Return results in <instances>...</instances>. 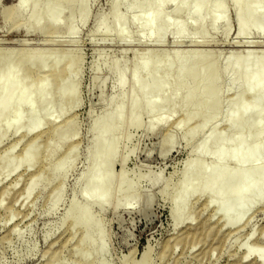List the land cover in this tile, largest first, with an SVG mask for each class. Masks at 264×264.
Segmentation results:
<instances>
[{
  "label": "rangeland",
  "instance_id": "obj_1",
  "mask_svg": "<svg viewBox=\"0 0 264 264\" xmlns=\"http://www.w3.org/2000/svg\"><path fill=\"white\" fill-rule=\"evenodd\" d=\"M130 1L125 0L118 7L120 12L127 14V20L119 29L111 26L106 34L97 30V23L101 18L112 22L114 0H85V18L80 13V0H72L64 8L60 24L49 32L37 28L27 30V25L34 19L31 6L22 12L17 7L10 8L7 14L5 7L15 5L17 0H0V78L11 75L13 80L11 85L0 88V98L14 83L24 82L23 87L15 88L13 97L0 114V264H249L240 261L245 249L264 243V196L248 209L240 225L230 226L224 220L234 217L244 205L239 207L230 201L228 207H224L214 200L208 206V195L200 190L187 199L181 218L176 219L173 214L182 179L194 173L191 167L184 171L185 160L202 134L214 125L227 136L235 133L227 121L228 109L243 88L241 83L231 84L228 67L239 46L244 47L235 44L236 40L240 43L253 40L257 48H264L261 34L264 21H258L237 36L238 21L233 0H218L224 8L223 17L213 23L211 16L206 15L205 29L200 32V18L186 19V6L196 0H184L186 6L180 10L168 3L163 7L164 42L159 44L151 39L160 36L161 31L151 33L143 26V18L139 15L133 19V10L128 7ZM47 2L41 0L39 7L44 8ZM144 10L145 7L140 6L137 13ZM182 21L186 35L175 42L176 24ZM187 38L195 43V47L208 48L204 58H196V66L203 72L207 63L214 61L221 85L219 107L197 132L193 127L200 128L204 110L196 115V99L188 104L182 102L186 90L195 87V81L189 75L172 101L152 111L144 107V101L151 94L140 95L133 75L144 47L151 45L153 52L148 57L152 62L160 60L163 68L168 69L171 91L181 62L192 65L195 59L188 58L184 49L192 44L187 43ZM197 40L207 43L196 45ZM34 45L41 47V51L33 56L34 61L19 63L21 52L17 51L28 50ZM13 46L20 49L11 52ZM177 48L179 50H175ZM69 59L76 61L75 72L41 80L55 63L65 64ZM244 59L248 61V58ZM38 63L43 64V68L38 67ZM163 68L155 73L161 75ZM151 75L150 69L138 74L141 80L147 81H151ZM118 77L125 80L122 91L117 87ZM71 86L75 88L74 94L60 104L61 92ZM29 91L33 93L34 103L30 105L23 101L18 104V97ZM121 93L124 121L117 132L106 133L98 145L95 119L101 118ZM46 94L51 101L50 108L44 111L41 99ZM133 94L141 100L135 112L141 124L135 127L128 123L133 114ZM263 96L260 94L255 101L260 102ZM243 99L251 101L248 91L243 92ZM34 113L37 117H33ZM191 113L194 114L191 119L181 126L177 124ZM257 113L255 109L244 120L253 125ZM33 121L38 128L28 131ZM252 128L247 130L245 155L254 143L264 140V131L257 135ZM38 131L40 135L32 165H27L23 161V151ZM113 136L118 141L108 184L109 195L106 201H96L86 197L88 191L95 188L87 183L90 166L100 148L107 146ZM1 152L5 156L2 157ZM263 157L264 150L259 149L257 162ZM213 161L212 153L196 154V163L208 166ZM220 167L234 171L239 165L233 158H227ZM251 167L252 164L245 161L241 168L248 170ZM122 168L126 170L127 180L133 181L131 190L140 202L133 207L124 205L128 195L119 183ZM36 170H41V177L26 196L23 187ZM148 171L160 174L156 185L141 177ZM105 172V166L97 171ZM59 186H62L61 192ZM236 186L237 182L231 183L225 193ZM4 188L7 192L2 194ZM255 193L250 190L248 195L253 197ZM80 208L85 209L82 216L78 214ZM202 221L210 224L208 231L193 235L187 232ZM147 246L148 252L143 257Z\"/></svg>",
  "mask_w": 264,
  "mask_h": 264
},
{
  "label": "bare ground",
  "instance_id": "obj_2",
  "mask_svg": "<svg viewBox=\"0 0 264 264\" xmlns=\"http://www.w3.org/2000/svg\"><path fill=\"white\" fill-rule=\"evenodd\" d=\"M40 1L41 0H17L15 5L12 4L11 6H6L5 12L8 14L10 8L14 7H17L22 12L28 6H31V16L34 19L31 24L27 25V30L31 31L33 28H37L49 32L60 24L64 8L72 0H48L44 8L39 7ZM124 1L125 0H114V15L112 22L101 18L97 23V30H102L107 34V32L110 31L111 26H114L117 29L122 26V24L127 20V14L120 12L118 7ZM175 1H177L176 4H174ZM168 3H173L176 10H180L186 6L184 0H131L128 2V7L133 10V19L139 15L143 18V26L149 28L151 33L161 31L160 36L157 35L155 38L151 39L155 43L160 44V42H164L163 36L165 32L163 29L165 28L166 23H162L164 20L163 7ZM79 4L82 18H85V0H80ZM233 4L238 21L237 36H241L243 33L247 32L251 27L256 25L258 21H264V0H233ZM140 6H144L145 10L142 13H137V9ZM186 8V19L193 16L200 18V32H203L205 29L204 22L206 15H210L213 23H217L224 14L222 3L218 0H196L195 3L187 5ZM42 18H44V20H42ZM228 32L229 30L227 29L226 33ZM176 33L177 34L174 35V41L179 42L183 40L186 35L183 21L182 23L178 22L176 24ZM261 34L264 37V30L261 31ZM46 39L49 40L48 37H46ZM187 41V43H189L192 40L188 39ZM18 42L16 44H18ZM252 42L253 40L249 39L242 40L241 43L236 40L235 44L239 43L244 47L242 48V46H239V50L235 52L234 60L228 67L231 84L241 83L243 88L242 91L234 98L228 109L227 121L230 127H233L235 133L227 136L226 133L218 130L217 125H214L202 134L200 140L193 148L192 153L185 160L184 171L191 167L194 173L188 176L186 175L181 181L178 193L179 200L173 205V214L176 219L181 218L187 199L198 190L207 193L208 196L206 204L208 206L214 200H218L219 204L224 207H228L227 203L230 201L235 202L239 207L244 205L239 208L234 217L226 218V220H224V223L230 226L240 225L247 214L248 209H250L257 200L264 196V157L260 160V162H257L256 160L258 150H264V140L254 143L246 155L243 152V148L249 138V132L247 130L253 126V133L257 135L264 131V96L260 102L255 101L260 94H264V48L261 47V49L259 47V49L257 48L258 45L256 47L254 42L253 44ZM201 43L207 42H204L203 40L196 41V45H200ZM193 45H195V43H192L191 46L188 45L184 48L188 58H195L193 59V64L191 65L187 61L181 62L178 67V77L176 81H174V87L171 91H169V84L172 83V79L170 78L168 69L163 68L164 64L160 60L152 62L148 57V54L153 52V49L150 48L151 45L150 47L147 46L148 48L144 47V51L142 52L140 59L136 62L133 75L135 82L138 85L140 95L145 96L149 93L151 94V96L144 101V107L148 111L162 107L167 101H172L178 94L179 90L183 87L186 75H189V77L195 81V87L188 88L186 90L183 95L182 102L183 104H188L192 100L196 99V115H198L201 110H204L202 112L203 122L200 124V128L196 129V125L193 127V130H196L197 132L207 124L210 117L219 107L221 85L216 77L217 67L214 61L207 63L205 71H198L196 58H198V60L204 58L208 48H200ZM205 45L206 44H204V46ZM252 45H254L257 49H255L254 46L252 47ZM16 46L15 48H17ZM13 48H11L12 51L10 49L11 52H15L20 49L17 48V50H15V48ZM40 48V45L39 47L34 45V47L30 49L28 48V50L17 51L21 52V56L18 60L19 63L24 64L31 61L33 56L41 51ZM24 49L26 48L24 47ZM42 49L44 50V47ZM175 50H179V48ZM229 52L232 51L230 50ZM196 54H198L197 57ZM244 58H248L246 59L248 61H245ZM33 61L34 60H32V62ZM42 65L43 64L38 63V67L43 68ZM162 68V74L157 75L155 72L161 70ZM76 69V61L72 59H69L65 64L55 63L53 68L48 70L43 75L41 80L45 81L50 76L54 78L65 77L66 75L73 73V71L75 72ZM147 69L151 70V81L141 80L138 76L141 71ZM31 71L36 73L37 70ZM12 83L13 80L11 75L0 78V88L11 85ZM23 86L24 82L14 83L11 90L4 97L0 98V114L5 110L10 99L13 97L15 88ZM124 86V78L118 77L117 87H119V90L122 91ZM245 91L250 93V96L252 97L251 101L243 99V92ZM74 92L75 88L73 86H71L68 90L65 89L61 92L58 102L63 104L74 94ZM32 94L33 93L30 91L24 92L18 97V104L23 101H28L30 105H32L35 101ZM41 100L43 110L47 111L50 108V96L46 94ZM140 103V96L133 94L131 97V109L133 114L128 119L129 126L135 127L140 126L141 124L139 117L135 113L139 109ZM255 109H257L258 113L253 121V125H249L244 118H248ZM37 115L38 114L34 113L33 117H37ZM193 115V113L187 115L185 119L178 121L177 124L181 126L184 121H188L193 117ZM114 119L117 121L115 122ZM20 120L21 118L18 119V121ZM123 121L124 98L121 93L118 100L105 111L103 116L99 119H95L94 126L98 129L96 133V143L99 145L106 133L113 131L117 132ZM37 128L38 125L33 121L29 125L28 131H33ZM39 135L40 131L36 132V134L31 137L23 151V161L26 162L27 165H32L35 144L38 141ZM117 141V137L113 136L107 146L103 147L102 150L100 148L98 151L99 153L96 157H94L90 166L91 173L87 179V183L93 185L95 188L93 187V190H89L86 197H92L93 200L96 201L107 200L109 195L108 184L112 177L111 169L116 154L115 150ZM207 153H212L214 155V161L212 164L205 166L203 164L196 163V154L199 156ZM1 154H3V152H1ZM3 156L5 155L3 154L2 157ZM227 158H233V160L239 165V168L237 170L230 171L226 168L220 167V164H222V162ZM125 161L126 155L123 158V164ZM245 161L252 164V167L248 170H242L241 168ZM102 166L106 167V172L103 174L97 173ZM52 169L54 171L55 168ZM41 173V170H36L30 175L22 190L26 196L30 195L34 185L41 177ZM141 177L146 178L151 185H156L160 180V174L152 173L151 171H148ZM16 180L15 182H17ZM15 182L13 183L15 184ZM233 182H237L238 186L233 189H229V192L225 193V191L228 190L229 185ZM119 183L122 189L126 190V194L128 195V199L125 201L124 205L127 207L138 205L140 202L135 193L131 190L133 187V181L127 180L126 170L124 168H122ZM61 190L62 186H59V191L61 192ZM250 190H255L256 192L253 197H249L248 195ZM6 192L7 188H4L2 190V194H5ZM244 203H247V205ZM72 209L73 206L70 208V211ZM84 213V208H80L78 210V214H80L79 216L84 215ZM91 222V220L88 221L89 224H91ZM209 228H211L210 224L206 221H202L194 228L187 230V232L192 235L202 234L208 231ZM147 252L148 246L143 252V257L146 256ZM240 261L249 262V264H264V243L259 245V247L251 246L246 248Z\"/></svg>",
  "mask_w": 264,
  "mask_h": 264
}]
</instances>
